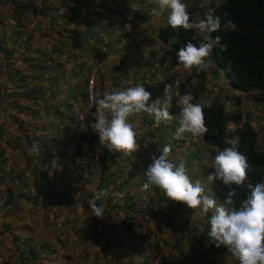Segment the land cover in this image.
Wrapping results in <instances>:
<instances>
[{"label": "trees", "instance_id": "trees-1", "mask_svg": "<svg viewBox=\"0 0 264 264\" xmlns=\"http://www.w3.org/2000/svg\"><path fill=\"white\" fill-rule=\"evenodd\" d=\"M9 1V4L12 5L13 8V13L10 14L9 18L16 24L17 28H23L21 22L28 11L31 14V18L49 15L50 22L52 23L50 26H58L56 25L58 21H60L59 23L63 26L66 25L65 32L72 43L68 47L64 45L63 49L59 46V48L52 49L54 55L50 56L44 55L40 48L34 49V54L31 57H25V59H19L16 52L15 54L12 53V57L6 49H2V54L4 55V59L2 60L5 62L3 68H0V100L1 98L5 100H3V111L0 113L3 118V123L0 125V137L3 132L7 133L8 125H14L15 130L20 131L21 135L13 138V141H10L11 144L13 143L15 146H20L23 143L24 146H27V149H33L34 152H41L43 148H47L48 146L51 147V152L54 151V154L49 152V156L41 155L40 165L46 169L49 161L53 157L55 159L56 168L54 174H57V168L62 172V176L58 175V178L53 179L55 183L49 188L47 186L46 175L41 173L40 169L33 168L28 170L26 166L25 169L28 172L26 177L22 174V171H16L12 165L10 168L6 169V160L5 157H3V150L0 149V185H4L5 187L3 191L1 190L5 195V201L3 205H0V209L3 211L2 218L7 221L6 224L2 225L3 230L7 231L13 222L15 223L16 221L22 220V215L16 212L20 208L14 206L17 205V200L23 199L25 202H31L30 195L32 194L35 196L38 192H41L40 190L45 191V196L41 195L42 199L48 196L51 206L53 204L52 201L58 203V199H63L66 201V204H72V208L74 209L73 201L69 199V195L72 193L74 195L77 193L81 194L83 185L89 184L90 180L88 176L92 174L89 170L88 162H85L83 157H86V159L95 158L94 165L96 168L99 167L97 170V191L102 189L107 190V195L105 196V200H107L106 206L108 205L110 207V209H105V220L107 223L115 217L116 221L115 224L111 226L108 225L103 234L95 233V235H92V242L95 246L100 248L98 252H94L92 255L93 264H97L100 260H105L107 264H123V255L125 254L122 252L126 247L133 250V253L139 255L136 259L138 262H146L148 264L154 262V264H156L155 261L157 257L152 256V258L149 259L147 255L152 251V253L161 256L158 251H155L154 248L151 247L158 243L161 244L162 240L158 241L155 239L150 241L149 239L153 237L154 234L153 230L149 227L145 236H141L140 231L141 228L144 227L147 218L151 216H161L160 212L155 209L157 203L158 208L165 205L167 207L168 205L167 208L170 209L172 201H169L165 195H161L159 193L160 190L156 188L151 189L148 192V196L143 192L142 194L139 193L138 186L134 184L138 181L136 178L139 176L136 177L133 170L141 172V176H144L147 171L146 163L151 161L153 155L159 157L161 154L160 148L168 144L167 137H164L162 128H165L166 134L168 133V135H170L169 132H173V134L170 135L171 137L175 135V131L179 126L180 108L174 105V100H172L169 110L175 117L173 121L168 124L162 123L157 127L149 118H145L143 122L144 125L147 126L148 131L145 132L142 131L141 128H134L137 133L140 149L138 152L134 153L133 156L126 157L122 153H109L103 144L97 147L99 150L97 153L96 149H93L90 143L94 138L92 137L91 125L95 123L94 114H96V105L95 102L89 104L87 89L81 86L83 79H80V77L86 63L82 61L81 58L82 55L88 54V52L92 50V40H97L101 33H105L111 29V25L115 21V18H111V14L114 15L116 11V9L112 10L111 3H108V1L111 2L112 0H60L58 6L55 7L52 13H49L50 10L48 9L50 3L45 4V8L38 10V8L33 5L34 0ZM114 1L116 2V0ZM190 1L191 5L188 7L190 19L196 22L193 16L197 11L196 5L199 0ZM59 11H61V13H59ZM123 11L125 10L123 9ZM121 13V11L116 12L118 15ZM211 14L221 18V29L210 33L212 41H214L216 37H220V44L213 45L211 59L217 68L224 71L225 77L230 81L233 90L242 93H250L251 91L257 92V96L253 97L252 100L253 102L257 101L262 104V117L264 120V0H222L218 5L212 7ZM133 15V17L128 15V17H131L134 21L137 18V14ZM198 16L201 18V13H199ZM226 18L231 19L236 24L235 31L229 30L225 32L223 23ZM142 20V22H149L148 19ZM19 32L20 31H17L16 35H18ZM26 34L27 31L24 30L23 36L28 37ZM195 36L196 30H173L168 24L160 28L156 33L158 42L163 45H170L169 49H161L160 51H162L161 53L163 56H170V62L173 66H180L178 65L176 57L178 49L189 41L196 44ZM85 45H88V47L84 48ZM221 45H226V49L222 50ZM25 51L27 52L24 54L29 51L27 46H25ZM154 55L155 53L151 51L148 52L147 61L145 59L147 64L153 66L155 60ZM76 57L79 59H76ZM139 64H141V62ZM27 68H30L31 72H29ZM116 69L120 70L119 75L128 76L127 74H133V72L128 73L126 69H123L121 64L116 67ZM145 75L143 72L141 75L138 74L132 85L143 84L146 89L145 82L151 79L152 76ZM172 75L176 76L175 73H172ZM196 77L198 78L197 83L195 86L191 87L193 96H196L197 93L204 89V73L201 72L197 74ZM79 79L81 81H79ZM165 79V83H167L169 80L167 78ZM113 85L116 89L124 90L119 87L116 80ZM178 85L179 97L189 92V90H185L186 86H188L187 79L183 82H178ZM99 93L102 98L103 90ZM44 95L46 103L43 102L45 106L42 112L44 116L50 120L45 123H40L39 120H37L35 121L36 123H31V127H29L28 122L26 123L22 120V116L25 115L22 107L24 106L25 109V106H27L23 104H27L31 100L36 101V98L42 99ZM63 97H65L63 101H66V105H68V100L75 106L80 105L82 109L88 110L84 118V123L82 124L86 134H84L78 126L79 123L76 120V116H72L71 113H69L70 116L65 118L58 108L51 105V102L55 98ZM17 101H19V103H17ZM67 107L71 108L70 106ZM202 108L205 123L208 128V132L200 138L202 144L214 149L223 150L225 147H228L226 141H232L237 138L235 147L247 157L249 163V168L247 169L248 179L244 187L236 189L237 195L233 197L234 206L239 208L241 202L250 194L246 187L247 183L250 182L255 185L256 183L264 182V152L258 148L257 133L262 126L260 125L258 129H254L249 124L243 123L240 127H235L231 134H226V125L228 123L236 125L240 120L239 113L225 115L220 103H212ZM7 110L9 111L8 113L6 112ZM142 115L149 117L147 113H142ZM32 118L37 119L35 113ZM51 118L54 120L60 118L62 120V122L59 120L61 125L50 122ZM74 120H76V123L73 124ZM87 136L89 138H87ZM95 136L98 138L96 133ZM30 137L31 140L29 139ZM146 137L147 141L145 144L146 148L149 149L143 151L141 149V143L144 142L143 140L146 139ZM182 140H184V138ZM81 143L86 144V148L83 150L80 147ZM33 145H35V147H33ZM68 151L72 152L71 158H76L78 162L72 159H66L69 153ZM22 152H24V150H22ZM22 155H25V153H22ZM212 157H215L214 154H212ZM145 159H147V161ZM118 161H121L122 166H118L119 171H112V166H117ZM77 164L79 165L77 166ZM65 167H69L68 171L71 173L75 170H79L80 172L86 171L87 173L83 181H81V176H77V172L75 171L76 176L73 181L75 186L71 185V187L74 188L72 191L70 190V185L63 179L64 173H68L65 171ZM127 167L131 170L124 171V168ZM212 171L213 169L211 166L205 169L207 176ZM28 179L32 183V190L27 184ZM124 185L129 187L125 189ZM233 187L235 188V186ZM209 188L211 193H215L217 202L223 204L228 189L220 182L209 184ZM130 191L134 192L133 199L127 195ZM76 197L79 201L82 214H85L86 210L83 208L87 207L89 196L83 194L80 198L78 196ZM100 201H97V203L99 204ZM144 204L146 205L145 207ZM4 206L8 207L4 208ZM50 210L51 208H47L45 211L49 212ZM118 212H121V214ZM26 213L29 212L27 211ZM206 221H208V218ZM207 224L208 223H205L204 228L202 227V233H200L203 234L200 247L209 240L207 235ZM79 230L80 229H77L76 232H78V235H82L81 230ZM18 233L22 234L23 231ZM74 233L75 232H73V234ZM18 238L17 236L12 241L16 258L11 261V257H8V261L3 264H36L40 260V257H42L37 246L31 239L27 238L21 240L19 243H14ZM135 238L136 240L133 241ZM124 239L126 240L123 241ZM199 239L200 237L198 239L194 237V244L198 245ZM57 243L60 242L57 241ZM130 243H133L134 246L132 247ZM45 245L46 249L52 247L51 243H46ZM162 245L164 247H169L168 253L161 257L162 260L166 261V264H173L176 261H181V254H178V248L176 246L174 247L172 242L163 240ZM119 249L120 251L118 253L113 252V250ZM223 252L224 248L220 247V250L217 251V255L212 256L213 259H217L215 260V264H218V259L222 257ZM86 256L87 255L82 256L83 264H85ZM67 261L68 257H63L61 264H67ZM201 264H213V262L203 260Z\"/></svg>", "mask_w": 264, "mask_h": 264}, {"label": "rangeland", "instance_id": "rangeland-1", "mask_svg": "<svg viewBox=\"0 0 264 264\" xmlns=\"http://www.w3.org/2000/svg\"><path fill=\"white\" fill-rule=\"evenodd\" d=\"M57 1L34 0L33 5L39 10L45 8V4L50 3L48 5V9L50 10L49 13H52L60 2V0ZM9 2V0H0V68H3L5 62L2 60L4 59V55L2 54L3 48L6 49L11 55L12 53L15 54L16 52L19 59H25V57H31L34 54V49L37 48H40L44 55L50 56L54 55L52 49L59 47L63 49L64 45L67 47L71 45L72 42L65 32L66 25L63 26L59 23L60 21H58L56 24L58 26H50L52 23L50 22L49 15L35 16L31 18V14L28 11L21 22L23 28H17L16 24L9 18L10 14L13 13L12 5H10ZM184 2L188 5V7L191 5L190 0H184ZM220 2H222V0H201L198 6L200 5L202 8H204L201 12L203 13L204 18L210 14V8L212 6L218 5ZM108 3H111L113 9H116L114 15L111 14V18H115V21L112 23L110 30L105 33H101L97 40L91 41L92 50L88 52V54L82 55L81 58L82 61H87L90 63H85L81 77H84L87 72L89 73L88 77H91L92 75L93 82L91 91L93 94V103L96 99L101 98L99 92L102 90L104 94L106 92L111 93L114 89H116L113 85L115 80L119 87L123 89L136 86V84L132 85V83L135 82L136 76L138 74L141 75L142 72L144 75L146 74L148 76H152L151 79H148L145 82V85L148 86L146 90L151 93L152 101L156 100V94H159L160 86L165 84V78L169 80V83L170 81H173V83L183 82L187 79L188 86H186L185 90H190L195 84V80L186 78L187 71H185L182 66H179L181 69H175L170 62V56H163L161 53L162 51H160L161 49L167 50L170 48V45H163L158 42L156 37L157 31L168 24L167 11L160 14L156 0H116V2L112 0L111 2L108 1ZM205 6L210 7L209 9L205 10ZM123 9L126 11H123ZM117 11H121L122 16L116 14ZM59 13H61V11H59ZM133 14H137V18L134 21L131 17H128V15L133 17ZM142 19H148L149 22H142ZM24 30L27 31L26 35L28 37L23 36ZM17 31H20L18 35H16ZM195 38L200 40L201 43H208L212 41L207 32L201 34L196 31ZM25 46L29 48V54H24L27 52L25 51ZM85 47H88V45H85L84 48ZM149 51L155 53L153 66L146 63ZM209 58L210 57H208V61L206 63H208L210 66V72L218 71V76L216 79L219 83L218 90H220L218 94L214 96V99L211 100L206 98L205 100L207 102L218 103V100L226 99L228 102H231L230 96L232 94H236L239 97L238 101L241 104L237 108V111L241 115L239 125L241 126L243 123H247L254 129H258V126L260 125L262 126V128L259 127L261 129L257 131L259 145L258 148L264 152V120L262 117V104L258 103L257 101L253 102L252 100L253 97L257 96V92L251 91L250 93H242L235 91L232 88H228L227 80L223 72L216 69ZM76 59L79 58L76 57ZM140 62L142 65L139 64ZM120 64L122 65L123 69L128 71V73L133 72V74H127L128 76L119 75L120 70H117L116 67H118ZM27 70L31 72L30 68H27ZM206 71L207 74H209L207 68ZM172 73H175L176 76H173ZM227 88L229 91H227ZM232 97L233 101H235L236 98L234 96ZM64 98L65 97L55 98L54 100L52 99L53 101L51 102V105L55 106V108H58L65 118L70 116L69 113H71L72 116H74V114L76 115L77 113L80 114V116L83 118V121L80 122L77 117V121L79 123L78 126L80 127L81 131L86 134L85 129L82 126L84 123V118L87 115L85 109H82L80 105L73 109L75 105L73 106L72 102L68 100V105H66V101H63ZM199 99L205 104V101L201 97ZM3 100L5 99L1 98L0 100V113L4 108ZM35 100L36 101L31 100L29 103L23 104L27 105L25 106V109L24 106L22 107V110H24L25 113V115L22 116V120L26 123L28 122L29 127H31V123H36L35 121L37 120H39L40 123H45L50 120L47 119V117H45L44 113L42 112L45 106L43 103L45 102V95L42 99L36 98ZM179 100L180 99L178 98L176 99V103L178 105H180ZM17 103H19V101H17ZM71 105V108L67 107ZM224 107L225 111H232V105L228 104L227 107L226 105ZM79 108L80 110L78 111ZM6 112L8 113L9 111L7 110ZM34 113L36 114L37 119L32 118ZM94 118L96 119V114H94ZM145 118H149L152 123H155L151 116L147 117L142 115V113L129 117V122L133 124L135 129L141 128L142 131L146 132L148 131V128L143 122ZM59 120L61 119L58 118L57 120H54L51 118L50 122L61 125L60 123L62 120L61 122H59ZM2 123L3 118L0 115V125ZM74 123H76V120L73 121V124ZM233 128L234 127L227 125L226 129L228 132H230ZM162 131H164V137H167V143L171 145V152L169 155L170 162L176 165H179V163L183 162L188 169L189 175L191 176L193 182L199 180L205 188V193L211 194L205 169L212 165L214 159L212 154L215 156L217 149L203 145L200 138H196V141L192 143V136L189 134H184L183 136L179 137L175 134L171 137L170 135H172L173 132H169L170 135H168V133L166 134L165 128H162ZM18 135H21V132L16 131L14 125L11 124L8 125L7 133L3 132L0 137V149L3 150V157H5L6 160L5 168L8 169L12 165L16 171H22V174L25 177L28 174L27 170L25 169L26 166L28 170L33 168L40 169L41 173L46 175L47 186L50 188L55 183L53 179L58 178V175H61L62 172H60L59 168H57V174H54V170L56 168L55 159L53 157L49 161L48 167L46 169L41 167L40 159L41 155L49 156L50 153L54 154V151L51 152V147L48 146L47 148H43L41 152H34L33 149H27V146H24L23 143L20 146H15L13 143L11 144L10 141H13V138L17 137ZM92 137L94 138L90 143L92 148L96 149V152L98 153L99 150L97 147H100L99 138L95 136L93 128ZM87 138L89 137L87 136ZM183 138L184 140H182ZM29 139L31 140V137ZM236 139L237 138L232 141H226L227 146H235ZM143 141L144 142L141 143V149L143 151H145V149L148 150L149 148H146L145 144L147 137ZM80 147L83 150L86 148V144L81 143ZM22 150H24V152H22ZM22 153H25V155H22ZM71 153L72 152L68 153L66 159H72ZM72 160L78 162L76 158ZM83 160L88 162L87 164L92 174L88 176V179L90 180L89 184L83 185L81 194L77 193L74 195L72 193L69 195V199L73 201L74 209L72 208V204H66V201L63 199H58V203L52 201L53 204L51 203V206L48 196L42 199L41 195L45 196V191L40 190L41 192H38L35 196L32 194L30 195L31 202H25L23 199L17 200V205L14 206H16V208H20L16 212L22 215V220L16 221L15 223L13 222L7 231L3 230L2 225L6 224L7 221L6 219L2 218L3 211L0 209V264L6 263L8 261V257H11V261L16 258L15 248L12 241L17 236L19 238L18 240L14 241V243H19L21 240L27 238L31 239L37 246L42 257H40V260L36 264H61L63 257H68L67 264H83V255H87L85 264H93L92 255L94 252H98L100 248L95 246L92 242V235H95V233L103 234L108 225L111 226L115 224L116 219L114 217L112 220H109L106 223L105 218L98 219L95 216H92L89 204L94 193L97 192V170L99 167L96 168L94 165V158L86 159V157H83ZM145 160L147 161V159ZM78 165L79 164H77V166ZM118 166H122L121 161H118L117 166H112V171H119ZM127 168H124V171L131 170ZM68 169L69 167H65V171L68 173H64V178H62L70 185V190L72 191L74 188L71 187V185L75 186L73 181L76 176V170L71 173L68 171ZM76 172L77 176L80 175V179L83 181V178L87 175L86 171L80 172L77 170ZM133 172L136 177L139 176L136 178L138 181L134 184L138 186L137 188L139 193L142 194L143 191L141 190V187L146 180V176H141V172H137V170H133ZM27 184L32 190V183L29 179L27 180ZM128 187L129 186L124 185L125 189ZM4 188V185H0V205H3L5 201V195L2 192ZM143 193L145 195L147 194L146 196H148V192ZM159 193L164 195L161 192ZM83 194L89 196L87 207L83 208L86 210L85 214H82L79 201L76 199V196L80 198ZM127 195H129L131 199L134 198V192L130 191ZM106 202L107 200H105L104 197V199L101 200L99 204H102L105 209H110L108 205L106 206ZM145 204L144 207L147 205ZM157 205L155 206V209L160 212L161 216H151L147 218L146 222L144 223V227L141 228L140 235L145 236L149 227L153 230L154 234L153 237L149 239L150 241L157 239L158 241L162 240V242L163 240L172 242V245L178 248V254H181V261H176L173 264H201V262L205 259L204 255H212L216 253L217 247H215L214 242L210 239L203 243L200 247L201 240H203V234L200 233H202V229L204 228L205 223H207V218H210L212 214L211 211L204 213L199 208L192 210L188 208L187 205L177 202H171L172 206L170 209L167 208L168 205L167 207L165 205L161 208H158ZM7 207L8 206H4V208ZM47 208H51V210L46 212L45 210ZM27 211L29 213H26ZM118 213L121 214V212ZM77 229L81 230L82 235H78V232H76ZM207 229L209 231L208 224ZM20 231H23V233H18ZM73 232L75 233L73 234ZM194 237L197 239L200 237L198 245L194 244ZM125 240L126 239L123 241ZM135 240L136 238L133 241ZM57 241L60 243H57ZM162 242L161 244L158 243L151 247L154 248L155 251H158L161 256L152 253V251L149 252V256L147 255L149 259H151L152 256H156V264H166V261L162 260L161 257L168 253L169 247H164ZM46 243H51L52 247L50 249H46ZM130 245L132 247L134 246L133 243H130ZM119 251L120 249L113 250L114 253H118ZM133 252L134 251L128 247L123 250L122 253L125 254L123 255V264H148L146 262H138L136 259L139 257V255ZM215 260L217 259H213V264H215ZM97 264L107 263L105 260H100ZM152 264H154V262ZM218 264H238V262L230 256L226 249H224L222 257L218 259Z\"/></svg>", "mask_w": 264, "mask_h": 264}, {"label": "clouds", "instance_id": "clouds-1", "mask_svg": "<svg viewBox=\"0 0 264 264\" xmlns=\"http://www.w3.org/2000/svg\"><path fill=\"white\" fill-rule=\"evenodd\" d=\"M200 1L196 5L197 11L193 16L196 22L190 19L188 5L184 0H156V3L160 14L167 11V23L173 30H196L201 34L207 32L210 36V33L221 29V18L212 15L211 10L210 14L204 18L203 13H201L204 8L198 6ZM209 7L205 6V10ZM199 13H201V18L198 16ZM120 15L122 16V14ZM223 28L225 32L235 31L236 24L231 19L226 18ZM195 42L196 44L191 41L186 42L184 46L178 49L176 57L178 65L187 71L186 78L195 80L193 86L196 85L198 80L196 75L201 72L204 73V89L196 96H193L190 89L188 93L179 97V85L177 82L173 83L171 81L170 83L164 82L165 84L160 86L155 101L151 100V93L145 89L143 84H137L124 90L114 89L111 93L106 92L102 98L95 100L96 119L91 127L99 138V144L105 145L109 153H122L127 157L138 152L140 145L137 133L133 124L129 122V117L147 113L154 119L155 126L159 127L162 123L168 124L175 119L169 110L172 100H174V105L180 108L176 136L189 134L192 136L191 142L194 143L196 138H201L208 132L202 107L212 104L213 102H207L205 99L212 100L220 89L218 90L219 83L216 79L218 71L210 72V66L206 62L210 57L211 63L216 69L222 71L225 76L224 71L217 68L211 59L213 45L220 44V37H216L214 41L208 43H201L200 40L195 38ZM221 49H226V45H221ZM86 63L90 64L87 61ZM174 68L181 69L179 66H174ZM206 68L209 74H207ZM88 76L89 73L87 72L80 79H83L82 86L86 87L89 104H92L93 94L91 88L93 80L92 75L91 77ZM80 79L79 81H81ZM227 85L228 88H231L228 80ZM228 88L227 91H229ZM199 96L205 101V104L201 102ZM232 96L236 98L235 101H233ZM177 98L180 99V105L176 103ZM230 99L231 102L226 99L218 100L225 115L239 113L237 111V108L241 105L238 101L239 97L232 94ZM228 104L232 105V111H225L224 106L227 107ZM72 105L74 106V104ZM85 111L88 113V110ZM74 116H76V120L78 117L80 122L83 121L80 114L77 113ZM227 125L234 128L230 132L226 129V134H231L235 127H240L239 122L236 125L232 123ZM170 152L171 145H165L160 148L161 154L159 157L153 155L151 157L152 162L148 161L146 163V180L142 184L141 190L147 193L156 188L169 201L183 203L192 210L199 208L204 213L211 211L212 214L207 221L209 225L207 235L217 247L216 253L220 250V247H223L238 264H264V182L255 185L250 182L247 183L246 187L250 194L241 202L239 208L234 206L233 200V197L237 195L236 189L244 187L248 179L247 169L249 163L247 157L239 152L235 146L216 150L211 165L213 171L207 176V182L209 184L220 182L228 189L225 202L221 204L215 199V193H205V188L199 180L193 182L183 162L179 165L170 162ZM106 195V189L98 190L90 200L89 207L92 216L98 219L105 218V208L97 201L102 200ZM216 253L205 255L204 260L213 261L212 256Z\"/></svg>", "mask_w": 264, "mask_h": 264}, {"label": "crops", "instance_id": "crops-1", "mask_svg": "<svg viewBox=\"0 0 264 264\" xmlns=\"http://www.w3.org/2000/svg\"><path fill=\"white\" fill-rule=\"evenodd\" d=\"M213 98H214V97H213ZM213 98H212V99H213Z\"/></svg>", "mask_w": 264, "mask_h": 264}]
</instances>
